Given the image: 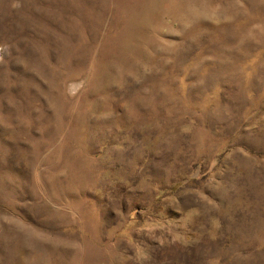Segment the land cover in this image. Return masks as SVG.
Returning a JSON list of instances; mask_svg holds the SVG:
<instances>
[{
  "label": "rangeland",
  "instance_id": "rangeland-1",
  "mask_svg": "<svg viewBox=\"0 0 264 264\" xmlns=\"http://www.w3.org/2000/svg\"><path fill=\"white\" fill-rule=\"evenodd\" d=\"M0 264H264V0H0Z\"/></svg>",
  "mask_w": 264,
  "mask_h": 264
}]
</instances>
